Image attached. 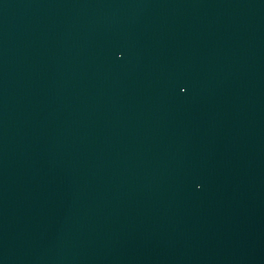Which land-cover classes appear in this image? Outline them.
I'll list each match as a JSON object with an SVG mask.
<instances>
[{
  "label": "water",
  "instance_id": "obj_1",
  "mask_svg": "<svg viewBox=\"0 0 264 264\" xmlns=\"http://www.w3.org/2000/svg\"><path fill=\"white\" fill-rule=\"evenodd\" d=\"M264 220V0H0V264H185Z\"/></svg>",
  "mask_w": 264,
  "mask_h": 264
}]
</instances>
